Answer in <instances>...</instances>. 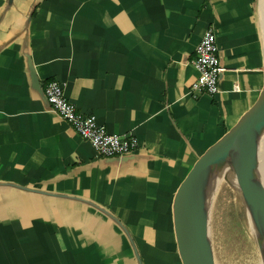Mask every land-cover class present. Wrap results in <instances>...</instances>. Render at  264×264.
<instances>
[{
    "label": "crops",
    "instance_id": "1",
    "mask_svg": "<svg viewBox=\"0 0 264 264\" xmlns=\"http://www.w3.org/2000/svg\"><path fill=\"white\" fill-rule=\"evenodd\" d=\"M250 3L0 0V264H138L134 248L155 247L146 264H170L159 223L173 230L177 184L264 80ZM208 25L230 68L214 96L187 92ZM51 78L107 131L136 136L134 151L96 154L49 109Z\"/></svg>",
    "mask_w": 264,
    "mask_h": 264
},
{
    "label": "water",
    "instance_id": "2",
    "mask_svg": "<svg viewBox=\"0 0 264 264\" xmlns=\"http://www.w3.org/2000/svg\"><path fill=\"white\" fill-rule=\"evenodd\" d=\"M263 124L264 80L252 103L202 148L174 190L172 226L181 264H213L207 229L208 205L214 189L209 181L210 169L226 151L232 152L230 168L234 188L257 206L264 225V188L247 171L255 159ZM134 254L138 264H142L135 248Z\"/></svg>",
    "mask_w": 264,
    "mask_h": 264
},
{
    "label": "rangeland",
    "instance_id": "3",
    "mask_svg": "<svg viewBox=\"0 0 264 264\" xmlns=\"http://www.w3.org/2000/svg\"><path fill=\"white\" fill-rule=\"evenodd\" d=\"M263 2L264 0H251L250 4L257 23V37L259 38L260 36L261 38L264 55V22L259 14V8ZM257 159L258 167H253L254 172L259 182L264 184V144L258 149ZM112 220L120 221L116 217ZM121 221L127 225L126 230L122 227L124 232L127 231L131 236V226H134V221L131 219H123ZM161 222L165 224L164 220ZM163 223H159V225L167 242L166 248L170 255V264H181L178 259L173 230L171 228L168 230L169 232L164 231ZM139 226L141 227L142 225ZM207 229L213 264H263L259 243L249 226L242 199L225 177L220 179L211 193L208 205ZM158 249L155 247L152 250ZM152 250L149 249L146 254L149 255ZM137 253L141 263L146 264L144 257L147 255H143L139 250ZM162 258L165 259L164 257ZM157 259L162 261L161 264H167L159 257Z\"/></svg>",
    "mask_w": 264,
    "mask_h": 264
},
{
    "label": "built area",
    "instance_id": "4",
    "mask_svg": "<svg viewBox=\"0 0 264 264\" xmlns=\"http://www.w3.org/2000/svg\"><path fill=\"white\" fill-rule=\"evenodd\" d=\"M196 75L190 82L187 92H205L214 96L218 90V78L227 69L220 64L215 32L212 26L204 28L200 38L194 46V56L190 60ZM236 89L234 83L232 86ZM49 109L66 121L82 139L87 140L94 152L102 156H120L128 153L138 145L136 136L128 133L107 131L96 122L95 115L76 108L64 95L63 84L56 78L47 80L42 89Z\"/></svg>",
    "mask_w": 264,
    "mask_h": 264
},
{
    "label": "bare ground",
    "instance_id": "5",
    "mask_svg": "<svg viewBox=\"0 0 264 264\" xmlns=\"http://www.w3.org/2000/svg\"><path fill=\"white\" fill-rule=\"evenodd\" d=\"M259 14L262 21L264 22V2L261 4L259 8ZM263 31H264V27H263ZM263 144H264V124L261 126L259 131L255 159L247 169L248 173L252 176V178L256 181V183L260 185L262 188H264V184H261L262 182H259V180L257 179L253 167L254 166L258 167L257 153H258V149L261 148ZM231 154H232L231 151H226L225 153L218 156L216 161L211 166L209 181L212 187L213 186L215 187L220 181V179L225 177L228 180L229 184L232 186V188H234L232 184V178H231L232 173L230 168ZM234 190L242 199V203L245 209L249 226L253 231L254 235H256L257 237V241L260 247L261 257L264 258V225L260 213L257 209V206L254 203H252L250 200H247L246 198L242 197L241 194L235 188Z\"/></svg>",
    "mask_w": 264,
    "mask_h": 264
}]
</instances>
